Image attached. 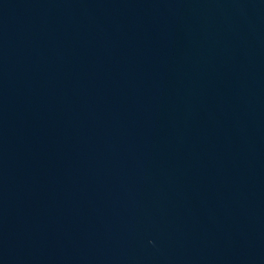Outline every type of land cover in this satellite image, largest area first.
<instances>
[{"label": "water", "instance_id": "95a60500", "mask_svg": "<svg viewBox=\"0 0 264 264\" xmlns=\"http://www.w3.org/2000/svg\"><path fill=\"white\" fill-rule=\"evenodd\" d=\"M0 264H264V0H0Z\"/></svg>", "mask_w": 264, "mask_h": 264}]
</instances>
